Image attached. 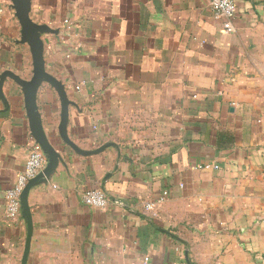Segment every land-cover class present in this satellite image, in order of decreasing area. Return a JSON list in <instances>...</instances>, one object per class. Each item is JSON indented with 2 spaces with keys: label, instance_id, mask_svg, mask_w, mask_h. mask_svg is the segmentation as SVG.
Returning a JSON list of instances; mask_svg holds the SVG:
<instances>
[{
  "label": "crops",
  "instance_id": "crops-1",
  "mask_svg": "<svg viewBox=\"0 0 264 264\" xmlns=\"http://www.w3.org/2000/svg\"><path fill=\"white\" fill-rule=\"evenodd\" d=\"M30 1L73 145L43 81L37 111L59 162L29 192L27 264H264V0H236L233 32L209 0ZM22 37L0 0V264H22L29 233L6 211L37 143L5 75L34 74ZM90 188L106 209L83 203Z\"/></svg>",
  "mask_w": 264,
  "mask_h": 264
},
{
  "label": "water",
  "instance_id": "water-1",
  "mask_svg": "<svg viewBox=\"0 0 264 264\" xmlns=\"http://www.w3.org/2000/svg\"><path fill=\"white\" fill-rule=\"evenodd\" d=\"M13 2L17 11V16L19 17L22 25V41L28 42L31 47L34 63V74L29 80H23L12 72H7L5 75L12 76L22 87L24 93L25 107L29 118V124L32 134L36 139V142L40 144L47 156V163L43 170L27 182L20 196L21 212L23 217L27 220L29 227L28 238L22 258V264H27L32 234L31 211L28 203L29 192L35 185L41 182L48 181L55 172L59 162V153L47 139L41 125L39 113L37 111L36 92L43 81H48L52 86L56 88V90L60 94L62 100L60 129L63 138L70 144H72V142L67 138L64 133V126L67 120L69 105L67 92L63 84L59 80H57L53 75L47 72L45 67L41 33L49 32L50 29L46 25H39L33 22L30 17V0H13Z\"/></svg>",
  "mask_w": 264,
  "mask_h": 264
},
{
  "label": "built area",
  "instance_id": "built-area-1",
  "mask_svg": "<svg viewBox=\"0 0 264 264\" xmlns=\"http://www.w3.org/2000/svg\"><path fill=\"white\" fill-rule=\"evenodd\" d=\"M209 6L216 18L225 20L227 32H233L232 19L235 14L236 0H209ZM46 165V157L38 143H34L28 153L23 171L19 174L14 186L7 191V214L11 217L21 213L20 196L27 182L39 174ZM85 205L104 210L109 205V197L101 188H90L82 193ZM152 207L151 203L147 204Z\"/></svg>",
  "mask_w": 264,
  "mask_h": 264
}]
</instances>
